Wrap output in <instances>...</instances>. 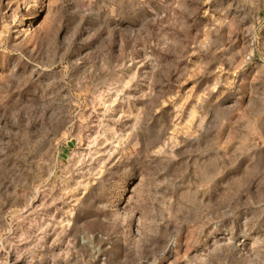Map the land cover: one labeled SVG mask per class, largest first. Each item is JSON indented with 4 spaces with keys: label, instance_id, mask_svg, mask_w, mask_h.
Segmentation results:
<instances>
[{
    "label": "rangeland",
    "instance_id": "1",
    "mask_svg": "<svg viewBox=\"0 0 264 264\" xmlns=\"http://www.w3.org/2000/svg\"><path fill=\"white\" fill-rule=\"evenodd\" d=\"M0 264H264V0H0Z\"/></svg>",
    "mask_w": 264,
    "mask_h": 264
},
{
    "label": "built area",
    "instance_id": "2",
    "mask_svg": "<svg viewBox=\"0 0 264 264\" xmlns=\"http://www.w3.org/2000/svg\"><path fill=\"white\" fill-rule=\"evenodd\" d=\"M100 236H101V235H100ZM90 237H92V238H93V237H94V235L92 234V235H90ZM87 238H88V237H87Z\"/></svg>",
    "mask_w": 264,
    "mask_h": 264
}]
</instances>
